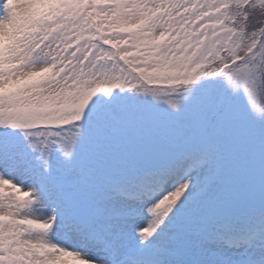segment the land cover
<instances>
[{"label":"snow or ice","instance_id":"1","mask_svg":"<svg viewBox=\"0 0 264 264\" xmlns=\"http://www.w3.org/2000/svg\"><path fill=\"white\" fill-rule=\"evenodd\" d=\"M0 264H264V0H0Z\"/></svg>","mask_w":264,"mask_h":264}]
</instances>
